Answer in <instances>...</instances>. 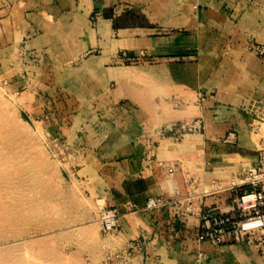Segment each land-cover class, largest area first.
<instances>
[{"label": "crops", "instance_id": "0c3cea01", "mask_svg": "<svg viewBox=\"0 0 264 264\" xmlns=\"http://www.w3.org/2000/svg\"><path fill=\"white\" fill-rule=\"evenodd\" d=\"M251 44L264 50V0H0V69L71 148L82 193L120 216L112 234L98 227L91 264H264V244L198 243L184 208L144 211L259 165ZM228 197L204 210L230 213Z\"/></svg>", "mask_w": 264, "mask_h": 264}, {"label": "rangeland", "instance_id": "374dc122", "mask_svg": "<svg viewBox=\"0 0 264 264\" xmlns=\"http://www.w3.org/2000/svg\"><path fill=\"white\" fill-rule=\"evenodd\" d=\"M12 89L0 69V172L12 187L5 206L0 191V212H9V225L0 222L7 238L0 263L91 264L98 227L108 235L100 223L106 208L80 190L71 148L44 127L41 113L28 114Z\"/></svg>", "mask_w": 264, "mask_h": 264}, {"label": "built area", "instance_id": "2783aa9c", "mask_svg": "<svg viewBox=\"0 0 264 264\" xmlns=\"http://www.w3.org/2000/svg\"><path fill=\"white\" fill-rule=\"evenodd\" d=\"M249 49L258 56L264 55L263 48L251 44ZM249 127L254 134H260L264 126V102L249 113ZM259 165L240 171L235 179L215 180L210 188L193 179L188 184V195L180 197H161L148 201L144 211L162 210L174 207L184 208L192 216L200 219V233L197 242L219 248L227 243L262 246L264 244V142H261ZM155 166L167 175H174L178 170L176 163L156 162ZM200 186V187H199ZM200 188V189H199ZM189 192H192V194ZM198 192V193H197ZM215 194H228L231 212L212 215L204 210L203 200ZM141 210H134L140 213ZM119 214L114 210H104L100 216L105 233L118 229ZM204 257V256H203Z\"/></svg>", "mask_w": 264, "mask_h": 264}, {"label": "bare ground", "instance_id": "6f19581e", "mask_svg": "<svg viewBox=\"0 0 264 264\" xmlns=\"http://www.w3.org/2000/svg\"><path fill=\"white\" fill-rule=\"evenodd\" d=\"M6 173L0 172V191L6 193L8 198L6 196L4 197V206L8 204V199H9V193L11 192L10 189L12 187H9V180L7 177H4ZM1 204V203H0ZM18 209L20 208L19 206L17 207ZM0 222L9 225V212L6 211V209H2L0 212ZM7 241V238L4 236V234L0 233V243H3ZM0 264H13L9 263V261H3V263Z\"/></svg>", "mask_w": 264, "mask_h": 264}]
</instances>
